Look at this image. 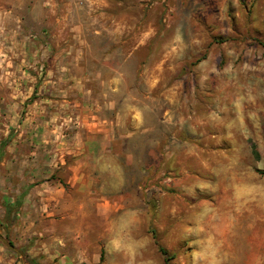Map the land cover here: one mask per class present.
<instances>
[{
	"label": "rangeland",
	"instance_id": "1",
	"mask_svg": "<svg viewBox=\"0 0 264 264\" xmlns=\"http://www.w3.org/2000/svg\"><path fill=\"white\" fill-rule=\"evenodd\" d=\"M6 2L0 264H264V0Z\"/></svg>",
	"mask_w": 264,
	"mask_h": 264
},
{
	"label": "crops",
	"instance_id": "2",
	"mask_svg": "<svg viewBox=\"0 0 264 264\" xmlns=\"http://www.w3.org/2000/svg\"><path fill=\"white\" fill-rule=\"evenodd\" d=\"M6 1L7 0H0V40H1L0 42H4L5 39L9 38L11 42L17 44L19 43V40L20 39L22 40V38L24 37V33L22 30L23 24H21L22 20H20L19 18L17 19L15 17H12L11 14L13 8H7ZM78 136L77 137L79 139V142L76 144V148L78 149L77 153L85 155L84 162L87 161V163L85 162L86 163L85 169L87 171H92L96 169L95 165L98 166V164H102L103 161H105L104 160L105 157L103 159H100V156L102 154H105V149L109 146V142L111 141V139L108 137L109 135L107 136L105 135V133L104 135H98V136H92L87 133L86 134L80 133ZM94 155H98V156L94 158V160L88 162V159H90ZM35 188H39V185H37ZM68 195L70 200L73 199V201H75L72 194H68ZM32 251H34L33 248L31 249L30 252ZM39 253L40 252H36L34 255H38ZM62 257H66V255H63ZM0 262L7 263V260L4 258H0Z\"/></svg>",
	"mask_w": 264,
	"mask_h": 264
},
{
	"label": "trees",
	"instance_id": "3",
	"mask_svg": "<svg viewBox=\"0 0 264 264\" xmlns=\"http://www.w3.org/2000/svg\"><path fill=\"white\" fill-rule=\"evenodd\" d=\"M12 134L10 133L9 136L7 137V139L1 143L0 145V160L2 159V157L4 156V150L6 145L9 143ZM251 143V149H252V153L253 155L258 158L259 157V152L257 150V145L250 140ZM259 173L264 175V170H258ZM29 191V188L26 189L25 191H23L15 200L12 204H6L5 208H6V216H5V222L12 223L14 216L20 211V209L22 208V204L24 202L25 197L27 196ZM155 240H156V244L158 246V249L160 251V253L163 255L164 257V262L165 264H172V261L175 259L176 257V253L174 252H170L166 247H164L163 245H161L159 243V241L157 240L156 236H154ZM22 249V252L26 251ZM17 253V251H15ZM101 256L103 257V254H101ZM25 261H27L30 264H39L38 261L35 258H30L28 255L25 254Z\"/></svg>",
	"mask_w": 264,
	"mask_h": 264
},
{
	"label": "bare ground",
	"instance_id": "4",
	"mask_svg": "<svg viewBox=\"0 0 264 264\" xmlns=\"http://www.w3.org/2000/svg\"><path fill=\"white\" fill-rule=\"evenodd\" d=\"M230 241V240H229ZM259 243V242H258Z\"/></svg>",
	"mask_w": 264,
	"mask_h": 264
}]
</instances>
